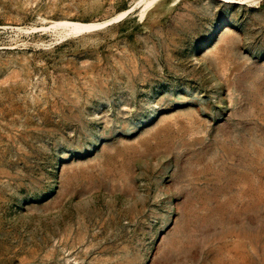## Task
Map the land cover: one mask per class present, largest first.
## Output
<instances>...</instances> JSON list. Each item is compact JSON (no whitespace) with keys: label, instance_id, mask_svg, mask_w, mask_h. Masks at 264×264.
Listing matches in <instances>:
<instances>
[{"label":"rangeland","instance_id":"374dc122","mask_svg":"<svg viewBox=\"0 0 264 264\" xmlns=\"http://www.w3.org/2000/svg\"><path fill=\"white\" fill-rule=\"evenodd\" d=\"M0 264H264V0H0Z\"/></svg>","mask_w":264,"mask_h":264}]
</instances>
